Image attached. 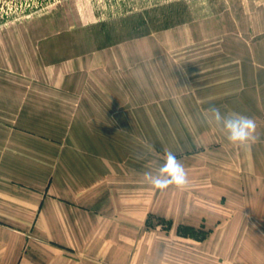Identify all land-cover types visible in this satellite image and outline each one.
<instances>
[{"label": "rangeland", "instance_id": "1", "mask_svg": "<svg viewBox=\"0 0 264 264\" xmlns=\"http://www.w3.org/2000/svg\"><path fill=\"white\" fill-rule=\"evenodd\" d=\"M262 59L264 0H0V105L14 124L3 133L34 136L57 191H74L84 164L98 163L95 182L114 184L116 215L130 225L129 243L121 228L108 235L107 250L130 254L114 264H158V230L174 225L158 209L199 204L232 165L206 110L234 113ZM166 150L188 183L159 191L143 173ZM34 247L48 249L37 236Z\"/></svg>", "mask_w": 264, "mask_h": 264}, {"label": "crops", "instance_id": "2", "mask_svg": "<svg viewBox=\"0 0 264 264\" xmlns=\"http://www.w3.org/2000/svg\"><path fill=\"white\" fill-rule=\"evenodd\" d=\"M250 79L247 99L236 97L234 113L253 118L260 139L234 145L221 129V159L232 165H225L219 186L206 189L199 204L158 209L174 224L158 230V264H264V69ZM7 120L4 126L0 105V264H114L128 259V251L118 252L113 245L106 249L116 227L123 229L119 241L129 243L130 225L116 215L121 208L113 203L114 184L104 188L95 182L98 163L84 164L74 191H57L50 165H36L34 136L22 133L19 138L13 130L4 136L3 129L14 126ZM52 209L59 212L50 226L45 218ZM179 225L206 234L201 239L182 236ZM36 236L48 249L34 250Z\"/></svg>", "mask_w": 264, "mask_h": 264}, {"label": "clouds", "instance_id": "3", "mask_svg": "<svg viewBox=\"0 0 264 264\" xmlns=\"http://www.w3.org/2000/svg\"><path fill=\"white\" fill-rule=\"evenodd\" d=\"M206 113L211 114L216 125L226 133L230 143L244 146L259 141L257 124L253 118L236 113H222L220 108L215 106L207 109ZM143 178L159 191H165L170 187L182 188L188 183L184 165L170 150L165 151L163 163L156 171H145Z\"/></svg>", "mask_w": 264, "mask_h": 264}, {"label": "trees", "instance_id": "4", "mask_svg": "<svg viewBox=\"0 0 264 264\" xmlns=\"http://www.w3.org/2000/svg\"><path fill=\"white\" fill-rule=\"evenodd\" d=\"M180 230H179V234L180 235H182V236H186L187 235V233H183L181 230H182V228H179Z\"/></svg>", "mask_w": 264, "mask_h": 264}]
</instances>
